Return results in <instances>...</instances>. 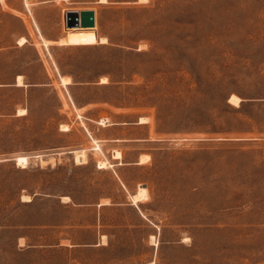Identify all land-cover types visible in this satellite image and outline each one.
<instances>
[{
  "label": "rangeland",
  "instance_id": "rangeland-1",
  "mask_svg": "<svg viewBox=\"0 0 264 264\" xmlns=\"http://www.w3.org/2000/svg\"><path fill=\"white\" fill-rule=\"evenodd\" d=\"M0 264H264V0H0Z\"/></svg>",
  "mask_w": 264,
  "mask_h": 264
},
{
  "label": "bare ground",
  "instance_id": "bare-ground-1",
  "mask_svg": "<svg viewBox=\"0 0 264 264\" xmlns=\"http://www.w3.org/2000/svg\"><path fill=\"white\" fill-rule=\"evenodd\" d=\"M88 11H94V10H85V11H73V12H76L77 14H78V17H79V19L80 20H83L85 17H86V12H88ZM73 12H71V13H73ZM94 13H95V11H94ZM96 25V13H95V17H94V23H89V24H87V25H85V26H83V25H78V26H82V27H91V26H95ZM74 26H76V25H74ZM74 26H71V27H74ZM68 28H70V27H68ZM21 42L22 43H24V42H26V38L25 37H22L21 39ZM106 41V38H102V42H105ZM68 42V39H67V37L66 38H63V39H61V44H66ZM62 79H63V81H64V83H65V81L66 82H70V80H71V78L70 77H68V76H63L62 77ZM24 83H23V76L22 75H19L18 76V85H23ZM230 101L232 102V103H238V102H240V98L238 97V96H236V95H233L232 97H231V99H230ZM26 109H21V112H23V114H25L26 113ZM105 120V119H104ZM146 120H145V117H142L141 118V122H145ZM81 153V152H80ZM83 153V155H85V152H82ZM81 153V154H82ZM81 154H79V153H77V159L79 160V156L81 155ZM82 156V155H81ZM80 156V157H81ZM81 160V159H80ZM18 162H19V164L20 165H22V164H26L27 163V158L25 157V156H20V157H18ZM98 165H99V167H101V168H104L105 167V163H103V162H99L98 163ZM146 191H147V188L146 187H144V186H141L140 188H139V192H138V194H136L135 195V199L137 200V199H141V198H143V197H145L146 196ZM65 199H69V196H65L64 197Z\"/></svg>",
  "mask_w": 264,
  "mask_h": 264
},
{
  "label": "water",
  "instance_id": "water-1",
  "mask_svg": "<svg viewBox=\"0 0 264 264\" xmlns=\"http://www.w3.org/2000/svg\"><path fill=\"white\" fill-rule=\"evenodd\" d=\"M95 13L94 11L86 12V17L83 20H80L76 12H68L66 17V26L71 27L74 25H87L89 23H94Z\"/></svg>",
  "mask_w": 264,
  "mask_h": 264
},
{
  "label": "trees",
  "instance_id": "trees-1",
  "mask_svg": "<svg viewBox=\"0 0 264 264\" xmlns=\"http://www.w3.org/2000/svg\"><path fill=\"white\" fill-rule=\"evenodd\" d=\"M93 30H90L89 28H86L84 33L82 34V38H71L70 34L68 32V42L66 44H72V45H79V44H93L96 42L94 38V34H92ZM69 77V76H68Z\"/></svg>",
  "mask_w": 264,
  "mask_h": 264
}]
</instances>
